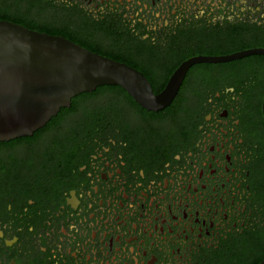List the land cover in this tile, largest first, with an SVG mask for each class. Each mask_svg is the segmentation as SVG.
Returning <instances> with one entry per match:
<instances>
[{
    "label": "flooded vegetation",
    "instance_id": "af4514ba",
    "mask_svg": "<svg viewBox=\"0 0 264 264\" xmlns=\"http://www.w3.org/2000/svg\"><path fill=\"white\" fill-rule=\"evenodd\" d=\"M0 20L144 74L264 51V0H0ZM264 54L189 68L172 103L72 99L0 141V264H262Z\"/></svg>",
    "mask_w": 264,
    "mask_h": 264
},
{
    "label": "water",
    "instance_id": "95a60500",
    "mask_svg": "<svg viewBox=\"0 0 264 264\" xmlns=\"http://www.w3.org/2000/svg\"><path fill=\"white\" fill-rule=\"evenodd\" d=\"M262 50L182 63L155 94L148 78L59 36L0 20V141L32 135L72 99L101 86L123 88L141 107L158 112L176 97L187 71L198 63H223ZM264 264V262H262Z\"/></svg>",
    "mask_w": 264,
    "mask_h": 264
}]
</instances>
